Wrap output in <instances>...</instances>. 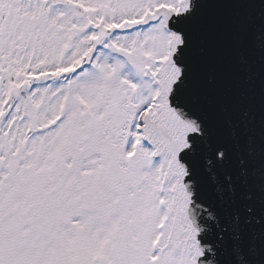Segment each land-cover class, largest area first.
Instances as JSON below:
<instances>
[{
    "label": "snow or ice",
    "instance_id": "1",
    "mask_svg": "<svg viewBox=\"0 0 264 264\" xmlns=\"http://www.w3.org/2000/svg\"><path fill=\"white\" fill-rule=\"evenodd\" d=\"M0 264H264V0H0Z\"/></svg>",
    "mask_w": 264,
    "mask_h": 264
}]
</instances>
